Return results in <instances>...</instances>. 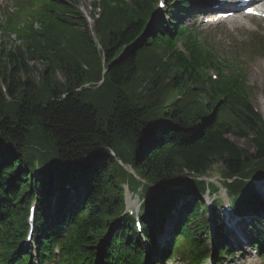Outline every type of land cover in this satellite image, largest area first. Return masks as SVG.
<instances>
[{"label": "trees", "instance_id": "16d2710c", "mask_svg": "<svg viewBox=\"0 0 264 264\" xmlns=\"http://www.w3.org/2000/svg\"><path fill=\"white\" fill-rule=\"evenodd\" d=\"M68 1L73 5L54 7L59 18L46 9L50 14L42 20L41 41L26 44L25 52L15 48L0 54V143L8 144L0 146L8 153L0 160V191L5 193V205L13 210L4 242L14 243L21 237L17 226L19 232L25 231L24 212L31 195L37 193L40 201L49 202L46 194L54 184L50 176L57 175L46 173L35 184L32 161L37 158L46 165L51 154L56 161L77 166L90 161L89 166L94 167L86 182L90 188L83 197L85 202L78 207L84 214L64 248L72 257L78 256L77 249L102 240L108 223L119 212L121 184L129 175L116 158L153 184L179 185L187 177L207 175L216 164H221L228 178L264 174L263 121L240 98L239 80H224L210 90L203 83L200 69L216 68L215 58L192 43L187 45L191 55L187 61L159 33L163 24L140 47L129 51L145 39L157 0H104L96 26L103 38L102 52L77 13V0ZM76 24L84 27L83 32L73 29ZM32 63L45 67L38 81L30 78V70L36 72ZM56 73L63 83L53 81ZM139 79L143 87L132 89ZM88 85L94 88L84 87ZM172 93L176 99L171 98ZM183 101L189 104L181 105ZM212 113L206 120V114ZM162 123L167 127L161 128ZM197 125L200 129L194 127ZM232 139L251 143L254 153L241 149ZM33 145L37 152L30 153L28 147ZM108 149L116 152V158ZM188 188L194 192L200 186L193 183ZM149 205L156 220L170 207L166 199ZM145 233L153 236L150 224ZM125 235L138 243L125 244ZM141 243L133 222L122 229L121 239L111 240L117 253L129 259L128 264H138ZM108 254H113L111 248Z\"/></svg>", "mask_w": 264, "mask_h": 264}, {"label": "rangeland", "instance_id": "374dc122", "mask_svg": "<svg viewBox=\"0 0 264 264\" xmlns=\"http://www.w3.org/2000/svg\"><path fill=\"white\" fill-rule=\"evenodd\" d=\"M93 1L94 0H79L82 6V11L84 9L85 13L90 12L91 4L93 3ZM12 3L13 2L11 0H0V16L1 17L3 16V11L11 13V10H12L14 12V8H12ZM241 24L243 27L239 30L235 29V24L230 25L229 29L224 25L218 26L216 28H206L203 31V35L205 36V39L207 40L208 46L216 53V55L222 61L230 62L232 63L233 66L237 64L240 67V71L246 77V84L249 87V91H250L249 100L251 101L255 110L260 112V114L262 115L264 119V74L260 73L258 69V65L264 62V53H261L258 55H248V57L243 55L244 52L245 53L247 52L248 48L253 47L255 45L254 44L255 41L252 40L251 34H259L260 37L264 39V22L253 20V19H248V20L242 21ZM75 27H73V29L77 30V32H83L84 27H78V25H77V28ZM100 39L102 41L103 38L100 36ZM103 63H105V60H103ZM31 66L36 68V72L32 71L31 69L30 71L32 72L31 73L32 75L30 78L34 79L35 81H38L39 73L41 74V72L44 71L45 67L43 66L42 63H36V64L32 63ZM143 70L147 71L146 69H143ZM52 79L54 82H57V83L64 82V79L61 77L59 73L53 74ZM101 85H102V82L100 83L99 86ZM141 85H143L142 80L139 79L134 83L133 86L131 85L130 87L136 90L140 87H143ZM91 88H94V87H91ZM76 92L79 93L80 90H77ZM124 95L128 97L127 94L124 93ZM171 96H172L171 98L176 99L175 93H172ZM180 104L188 105L189 103H186L183 101ZM181 105L179 106L181 107ZM232 141L236 143V145L240 147L241 149L244 148V149H247L251 154L254 153V148L251 145V143L243 141V140H235V139H233ZM34 147L35 145H33L32 148ZM222 174H223V167L221 165H215L211 168V170L207 174L206 179L212 178V180H215L217 183L218 180L222 179L221 178ZM129 186L132 192L136 191L137 186L133 181H129ZM125 188H127V185H125ZM262 189L263 187H260L259 191H262ZM177 190H180V188H177ZM139 191L140 193H142V190H139ZM135 196H138V195H135ZM136 199L137 198L135 197L134 201ZM164 244H165V240H164ZM161 245L164 246L163 243Z\"/></svg>", "mask_w": 264, "mask_h": 264}, {"label": "bare ground", "instance_id": "6f19581e", "mask_svg": "<svg viewBox=\"0 0 264 264\" xmlns=\"http://www.w3.org/2000/svg\"><path fill=\"white\" fill-rule=\"evenodd\" d=\"M258 69H259L260 73L264 74V62H262V63H260V64L258 65ZM256 76H258V75H256ZM228 218H229V216L227 217V220H228ZM233 238H235V241H236L237 243H238V242H241V241L238 240V238H237L236 235H235Z\"/></svg>", "mask_w": 264, "mask_h": 264}, {"label": "snow or ice", "instance_id": "6c2138e0", "mask_svg": "<svg viewBox=\"0 0 264 264\" xmlns=\"http://www.w3.org/2000/svg\"><path fill=\"white\" fill-rule=\"evenodd\" d=\"M164 6V4H163V0H162V2H161V7H163Z\"/></svg>", "mask_w": 264, "mask_h": 264}, {"label": "water", "instance_id": "95a60500", "mask_svg": "<svg viewBox=\"0 0 264 264\" xmlns=\"http://www.w3.org/2000/svg\"><path fill=\"white\" fill-rule=\"evenodd\" d=\"M75 167H76V168H79L80 166H77V165H76Z\"/></svg>", "mask_w": 264, "mask_h": 264}]
</instances>
